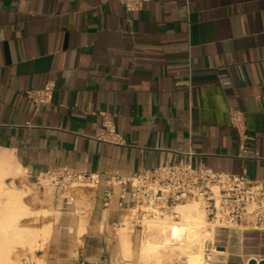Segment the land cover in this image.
Segmentation results:
<instances>
[{
  "label": "crops",
  "instance_id": "crops-1",
  "mask_svg": "<svg viewBox=\"0 0 264 264\" xmlns=\"http://www.w3.org/2000/svg\"><path fill=\"white\" fill-rule=\"evenodd\" d=\"M48 83L37 104L29 90ZM0 148L31 178L68 165L104 180L193 151L195 165L264 180V0H0ZM104 189L58 187L50 237L23 264H123L130 191L106 204ZM225 228V264L264 256V231Z\"/></svg>",
  "mask_w": 264,
  "mask_h": 264
},
{
  "label": "built area",
  "instance_id": "built-area-1",
  "mask_svg": "<svg viewBox=\"0 0 264 264\" xmlns=\"http://www.w3.org/2000/svg\"><path fill=\"white\" fill-rule=\"evenodd\" d=\"M152 0H121L128 10H141ZM54 85L29 90L37 103L49 102ZM244 120L243 112L233 110V124L239 127ZM113 142H123L114 126L107 125ZM105 134H103L104 137ZM193 151L185 152L177 162L162 163L154 168H143L128 176L86 173L64 165L40 174L38 183L48 181L63 189L75 184L99 185L104 181V199L108 204L113 190L119 186L130 191V206L139 216L171 215L179 217L178 206L187 201H199L211 224L241 230L264 231V180H256L244 173L218 170L205 164L195 165ZM126 196V195H125ZM124 196V197H125ZM123 204V203H122ZM255 259L261 264L264 256H249L246 264Z\"/></svg>",
  "mask_w": 264,
  "mask_h": 264
},
{
  "label": "bare ground",
  "instance_id": "bare-ground-1",
  "mask_svg": "<svg viewBox=\"0 0 264 264\" xmlns=\"http://www.w3.org/2000/svg\"><path fill=\"white\" fill-rule=\"evenodd\" d=\"M25 172L26 169L16 160L11 151L3 149L0 151V197L3 196L6 200L5 208L0 209V219H2L0 224L6 227L3 233L0 232V264L7 262L10 255L6 253L8 252L6 249L10 247L9 243H7L9 245L5 244L8 240L17 239L21 244H29L32 248H37V245L45 244L51 234L50 226L39 232L28 230L26 225L21 223L33 214L29 200H33L36 195V188L30 186L22 189L15 183L14 179L22 178ZM11 177L14 179L7 181V178ZM178 212L180 219H175L171 215H148L144 219L147 235L141 244L142 258L154 256L162 262V256L177 254L184 255L187 264H216L218 260L225 262L229 252L214 244L217 231L220 230L216 224L208 221L200 202L192 200L181 203L178 206ZM127 223L128 221L125 220V224L118 229L123 264H131L129 260L133 255V228ZM211 249L213 252H209L212 251Z\"/></svg>",
  "mask_w": 264,
  "mask_h": 264
},
{
  "label": "rangeland",
  "instance_id": "rangeland-1",
  "mask_svg": "<svg viewBox=\"0 0 264 264\" xmlns=\"http://www.w3.org/2000/svg\"><path fill=\"white\" fill-rule=\"evenodd\" d=\"M0 151H2L1 148H0ZM13 179H14L13 177L7 178V181L10 182ZM14 180H15V183L22 189L28 188L30 186L36 188L35 190L36 195L34 197L35 200L34 199L29 200V202L31 203L30 205L34 212L32 215H29L25 219V221L23 220L21 223L25 224L27 227L26 229L31 230V231L41 232V230L47 226H50L52 228V224H53L52 221L55 219L57 215V211H58V206L56 203L57 187L48 181L47 182L45 181V183H38L36 178L29 177L27 172L24 173V176L22 178H15ZM85 185L86 184H75L74 187L78 188V187H82ZM50 186H53L55 188V195L53 198H50V194L48 193L49 191L48 188ZM5 201H6L5 198L1 196L0 203H3L4 206L3 204H0V209L5 208V205H6ZM147 216L148 215H145L144 217L139 216L135 210H132L128 213V216L125 219L126 221H128L127 224L130 225L133 228V231L135 232V235L133 238V242H134L133 251H134L135 264H146V263L148 264H161V263L162 264H187L186 257L184 255H177V254L176 255L173 254L170 256L168 255L162 256L161 257L162 262H159L158 258L154 256L142 258L140 254V249H141L142 241L147 235V230L144 225V219ZM174 218L180 219V217H174ZM1 221L2 219H0V222ZM3 229H6V227L0 224V232L3 233ZM38 239L40 240L41 238L39 237ZM7 243L10 244V247L7 246L8 248L6 250L8 252L6 253L7 255L8 254L10 255H8L7 262L5 261V263L3 264H23L25 260L34 258L36 256L37 251L42 246H44V244L41 245L39 243V245L41 246L37 245V248L36 247L32 248L29 244L24 245V244L19 243L17 239L8 240V242H6L5 244L9 245ZM209 252H213V250ZM9 257H11V259ZM131 259L129 260L130 263H131ZM216 264H225V263L218 260Z\"/></svg>",
  "mask_w": 264,
  "mask_h": 264
},
{
  "label": "water",
  "instance_id": "water-1",
  "mask_svg": "<svg viewBox=\"0 0 264 264\" xmlns=\"http://www.w3.org/2000/svg\"><path fill=\"white\" fill-rule=\"evenodd\" d=\"M256 263H257V261L255 259H252L250 261V264H256ZM261 264H264V260L261 261Z\"/></svg>",
  "mask_w": 264,
  "mask_h": 264
}]
</instances>
